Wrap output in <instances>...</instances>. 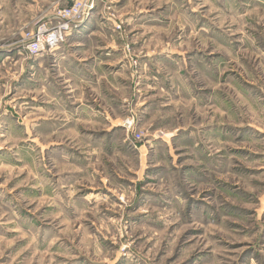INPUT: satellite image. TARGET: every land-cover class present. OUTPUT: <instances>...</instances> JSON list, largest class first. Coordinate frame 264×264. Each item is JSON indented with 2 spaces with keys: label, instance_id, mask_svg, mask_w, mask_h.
I'll use <instances>...</instances> for the list:
<instances>
[{
  "label": "rangeland",
  "instance_id": "rangeland-1",
  "mask_svg": "<svg viewBox=\"0 0 264 264\" xmlns=\"http://www.w3.org/2000/svg\"><path fill=\"white\" fill-rule=\"evenodd\" d=\"M54 1L72 0L15 16L27 5L0 0V184L17 204L0 220L23 228L0 264H264V0H105L62 42L79 48L13 46Z\"/></svg>",
  "mask_w": 264,
  "mask_h": 264
},
{
  "label": "built area",
  "instance_id": "built-area-1",
  "mask_svg": "<svg viewBox=\"0 0 264 264\" xmlns=\"http://www.w3.org/2000/svg\"><path fill=\"white\" fill-rule=\"evenodd\" d=\"M101 4L105 5V0H72L66 6H61L59 1H54L52 13L44 16L32 30L23 31L21 41L12 45H20V50L31 56L44 54L64 42L74 30L92 19ZM0 49H4L2 44ZM125 125L130 131L134 127L133 119L128 118ZM140 139L137 138V140Z\"/></svg>",
  "mask_w": 264,
  "mask_h": 264
},
{
  "label": "crops",
  "instance_id": "crops-1",
  "mask_svg": "<svg viewBox=\"0 0 264 264\" xmlns=\"http://www.w3.org/2000/svg\"><path fill=\"white\" fill-rule=\"evenodd\" d=\"M19 1H20V3L26 4L27 6L21 5V7L19 9H16V10L12 11L11 12L12 16H15L17 14V12H20L21 15H23V13L26 10H29L30 9V3H32V5H36V4L38 5V3H39V0H19ZM3 11L4 10H0V12H3ZM99 11H100V9L97 10V12L95 14H98ZM99 13H101V12H99ZM92 19H90V20H92ZM88 26H89L88 25V22L84 23L81 27H79L78 29L74 30L70 36H72V35L73 36H76L78 34H80V35L83 34V32H85L88 29ZM81 44H82L81 42H74L73 44L61 43L57 47H54V48L46 51L43 54V56L44 57H46V56H52V55L54 56V55H57V52L56 51H59V50H73L74 48H79L81 46ZM11 47L12 46H9L10 49L14 48V47H12V48ZM15 47H18L20 49V45H15ZM4 49H6V48H4ZM15 49H13V50H15ZM88 49L89 48L85 47V50H88ZM67 56H68V53L59 54V58L62 57L64 59V61L66 60V57ZM71 56H77L78 58L76 57V58H74V60H76V61L79 60V62H84V65H86L85 62H87V60L90 59V58H88V59L85 58V56L82 53H77V52H75L74 54L72 53ZM96 60H98V62H103L102 61V58H96ZM41 65L45 69L46 59H43L42 60ZM43 81L44 82L41 85L42 91H43L42 104L45 105V103H46L45 102V100H46V98H45L46 97V92L44 91L46 89L45 79ZM52 98H54V96ZM47 103L50 104L49 102H47ZM4 188L5 187H3L0 184V208L6 209V211L7 210H11L12 211V209H15V205L17 206V204H16L15 201H13L14 198L12 196L11 197L13 199L10 198V193H8V192L6 193V191L4 190ZM5 194L7 195V197L5 196ZM8 214L10 216L13 215V217H12L13 219L11 220V222H3V221L0 220V242L6 239V237H7L6 234H13V233L15 234V233H19V231L21 232L23 230L22 225L19 222H17L18 215H16V214H10V213H8Z\"/></svg>",
  "mask_w": 264,
  "mask_h": 264
}]
</instances>
